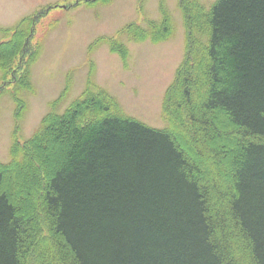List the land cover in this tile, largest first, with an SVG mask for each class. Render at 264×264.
I'll use <instances>...</instances> for the list:
<instances>
[{
  "label": "trees",
  "instance_id": "trees-1",
  "mask_svg": "<svg viewBox=\"0 0 264 264\" xmlns=\"http://www.w3.org/2000/svg\"><path fill=\"white\" fill-rule=\"evenodd\" d=\"M177 7L184 52L163 96L165 128L124 115L91 65L83 93L47 113L0 163V264H30L31 254L33 264H237L231 241L243 264H264V0ZM159 12L120 36L170 39L164 0ZM34 31L24 18L0 43V96L10 92L17 133L27 111L20 93L32 90L28 66L38 56L27 54ZM98 42L127 65L118 39Z\"/></svg>",
  "mask_w": 264,
  "mask_h": 264
},
{
  "label": "rangeland",
  "instance_id": "rangeland-1",
  "mask_svg": "<svg viewBox=\"0 0 264 264\" xmlns=\"http://www.w3.org/2000/svg\"><path fill=\"white\" fill-rule=\"evenodd\" d=\"M159 1L0 0V43L10 38L4 30L16 27L24 18H33L35 31L27 54L38 49V56L28 66L32 90L20 93L27 103V111L20 119L18 133L14 131L15 104L10 92L0 96L1 164L10 161L12 144L16 140L23 143L31 138L47 113L53 108L55 112L62 113L83 93L91 65L95 69L93 81L117 100L124 115L154 129L165 128L163 96L184 52V29L177 0H164L174 23L170 39L154 44L150 40L129 42L125 36H120V31L131 22L146 27V19L158 21ZM214 1L201 0V4L208 8ZM100 38L118 39L128 48L126 66L119 54L110 52L106 43L98 42L101 44L97 45ZM68 81L69 89L63 94ZM57 99L59 101L55 102ZM180 115L187 116L184 111ZM88 118L90 121L93 119L91 115ZM176 131L181 138L188 137L186 131L178 126ZM35 161L39 163L38 167L43 168L45 162L42 158H35ZM31 164L34 165L33 162ZM23 174L26 176V171ZM12 187L17 194L24 190L16 182ZM32 191L35 197L38 196L33 187ZM33 204L36 207V198ZM37 245L38 252L49 242L43 240ZM230 245L236 252L237 264H243L237 244L231 241ZM33 255L30 264L35 259Z\"/></svg>",
  "mask_w": 264,
  "mask_h": 264
}]
</instances>
